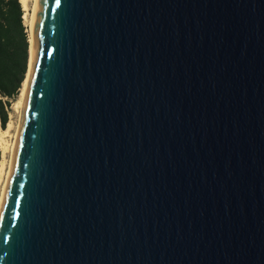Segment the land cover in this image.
<instances>
[{
	"label": "water",
	"instance_id": "95a60500",
	"mask_svg": "<svg viewBox=\"0 0 264 264\" xmlns=\"http://www.w3.org/2000/svg\"><path fill=\"white\" fill-rule=\"evenodd\" d=\"M0 264H264V0H35Z\"/></svg>",
	"mask_w": 264,
	"mask_h": 264
},
{
	"label": "trees",
	"instance_id": "16d2710c",
	"mask_svg": "<svg viewBox=\"0 0 264 264\" xmlns=\"http://www.w3.org/2000/svg\"><path fill=\"white\" fill-rule=\"evenodd\" d=\"M20 0H0V127L8 121V107L16 100L25 78L29 40Z\"/></svg>",
	"mask_w": 264,
	"mask_h": 264
},
{
	"label": "bare ground",
	"instance_id": "6f19581e",
	"mask_svg": "<svg viewBox=\"0 0 264 264\" xmlns=\"http://www.w3.org/2000/svg\"><path fill=\"white\" fill-rule=\"evenodd\" d=\"M26 1L27 0H20L23 9H26V6H27ZM33 6H34V3L31 7V12L29 13L28 17L26 15V12L23 13V18L26 20V26H27V31H28V35H29V37H28V40H29V58H28V67H27V72H26L25 78L22 82V86H21V89L19 91L18 98L14 102V105L18 109V112L20 111L21 103L24 100L25 89L27 87L29 75H30V71H31L32 41H31L30 31H31V19H32ZM17 125H18V120H17V123L15 125L13 134L10 133V130L12 129V125L10 123H8L4 129H2V128L0 129L1 143L3 144V148L6 151H8L10 153V155H11V149H12L13 140H14ZM9 135L12 137V140L10 142L8 139H6V137ZM9 161H10V157H9L7 165L5 163L0 164V196H1V192H2V189L4 186L6 176H7Z\"/></svg>",
	"mask_w": 264,
	"mask_h": 264
},
{
	"label": "rangeland",
	"instance_id": "374dc122",
	"mask_svg": "<svg viewBox=\"0 0 264 264\" xmlns=\"http://www.w3.org/2000/svg\"><path fill=\"white\" fill-rule=\"evenodd\" d=\"M33 3H34V0H27L26 1V4L28 7L26 6V9H23V10H24V12H26L27 17L29 15V13L31 12V7H32ZM23 20H24V23L26 25V20L24 18H23ZM18 95H19V93H18ZM15 101L16 100L12 101L10 104V107H8V121L6 123V126L8 123H10L12 125V129L10 130L11 134H13L15 125H16L17 120L19 118L18 109L14 105ZM0 129H1V127H0ZM10 135L6 137V139H8L9 142L12 140V137ZM9 157H10V153L3 148V144L1 143V140H0V164L5 163L7 165Z\"/></svg>",
	"mask_w": 264,
	"mask_h": 264
},
{
	"label": "snow or ice",
	"instance_id": "6c2138e0",
	"mask_svg": "<svg viewBox=\"0 0 264 264\" xmlns=\"http://www.w3.org/2000/svg\"><path fill=\"white\" fill-rule=\"evenodd\" d=\"M45 2H47V0H45ZM60 0H57V3L59 4Z\"/></svg>",
	"mask_w": 264,
	"mask_h": 264
}]
</instances>
